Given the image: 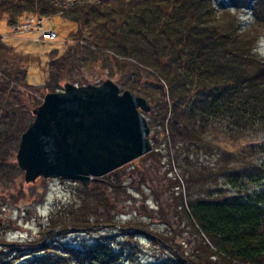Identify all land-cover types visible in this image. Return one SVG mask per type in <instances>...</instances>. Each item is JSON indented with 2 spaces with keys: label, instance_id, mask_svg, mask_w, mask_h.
Masks as SVG:
<instances>
[{
  "label": "trees",
  "instance_id": "1",
  "mask_svg": "<svg viewBox=\"0 0 264 264\" xmlns=\"http://www.w3.org/2000/svg\"><path fill=\"white\" fill-rule=\"evenodd\" d=\"M221 3L218 11L214 0H73L61 4L56 0H0V23L14 25L28 14H36L60 15L76 25L68 32L76 41L48 53L47 76L40 86L27 82V60L35 57L18 53L0 35V95L8 107L0 115L6 123L0 125V168L10 163L2 152L12 158L16 154L20 135L34 117L33 109L42 102L37 96L41 89L62 88V79L79 65L99 61L107 66L112 56L120 73L134 74L141 68L167 82L171 104L165 90L162 100L151 94L158 109L146 113L156 121L151 122L150 137L158 143V126L165 131L166 122L169 140L186 151L185 161L195 151L213 149L209 132L233 138L264 135V56L255 49L264 32V0ZM241 8L249 9L251 15L245 26L237 15ZM82 28L86 29L84 38ZM79 80L85 83L83 78ZM118 81L123 88L150 97L151 91L131 77ZM263 144L249 143L238 151L216 150L213 164L217 168L208 174L226 176L232 192L196 195L182 205L208 252L210 262L205 260V264H264V186L249 188L264 180V160H254ZM94 182L99 185L101 180L95 178L84 187ZM81 250L69 258L35 256L29 264H72V258L85 264L82 257L89 260L86 264H98V254L109 253L102 243ZM193 256L186 263L199 264L202 257Z\"/></svg>",
  "mask_w": 264,
  "mask_h": 264
},
{
  "label": "rangeland",
  "instance_id": "2",
  "mask_svg": "<svg viewBox=\"0 0 264 264\" xmlns=\"http://www.w3.org/2000/svg\"><path fill=\"white\" fill-rule=\"evenodd\" d=\"M214 3L220 11L223 6L221 0H214ZM237 15L242 26L251 21L249 9L241 8ZM40 22L46 34L44 29L37 30ZM17 23L18 27H15L2 21L1 38L13 44L17 52L25 57H35L30 62L27 60V82L40 86L47 76L48 53L52 49L61 51L65 43L76 41V37L68 34L73 27L76 29V25L60 15L36 14H28ZM49 30L55 31L56 35L49 36ZM82 31L81 38H84L86 29L82 28ZM255 49L264 56V32ZM108 62L107 66L99 61L79 65L70 77L62 79L61 86L66 81L81 84L80 78L85 83H100L111 78L120 84L118 78L126 79L129 76L133 82L151 91L150 97H147L151 108L144 113L145 116L158 109L157 101L152 100L151 94L162 100L161 94L165 90L166 100L171 104L169 86L162 77L141 68L134 74L120 73L114 65V56ZM48 91L42 88L37 94L41 101ZM5 103L0 95L2 117L8 108ZM167 111L169 116L171 110ZM147 119L151 134V122L156 121L150 117ZM0 125L5 126L6 123L0 120ZM160 127L158 143L149 136L153 146L151 150H155L151 156L137 157L123 164L114 172H108L110 175L107 178L104 175L98 178L101 180L99 185L94 182L88 188L79 180L60 177L38 176L34 181L27 182L24 171L17 165L16 154L12 158L11 154L2 152L6 158L9 157L10 163L0 168V264H29L33 257L44 255L54 258L60 254L69 258L70 255H79L82 248L99 243L107 246L109 253H99L98 264H188L187 257L191 255H196L193 256L196 259L202 257L198 259L199 264H205V260L210 262L208 252L184 214L182 205L196 195L232 192L226 176L208 174L210 169L214 171L217 168L213 164L214 152L238 151L249 146V143L263 144L264 135L259 133L251 137L233 138L223 132H209L207 135L213 142V149L210 152L204 149L198 153L195 151L185 161L183 153L186 151H181L169 140L167 123L164 124L165 131H161ZM176 153L178 158H175ZM254 160H264V149L256 153ZM187 175L191 177L188 179ZM105 180L110 185L104 184ZM263 186L264 180L250 184L249 188ZM75 222L83 224L77 225ZM73 259L72 264L80 263L73 262ZM81 259V263L89 261L83 257Z\"/></svg>",
  "mask_w": 264,
  "mask_h": 264
},
{
  "label": "water",
  "instance_id": "3",
  "mask_svg": "<svg viewBox=\"0 0 264 264\" xmlns=\"http://www.w3.org/2000/svg\"><path fill=\"white\" fill-rule=\"evenodd\" d=\"M148 99L111 78L66 81L45 93L20 135L17 165L27 182L38 176L87 185L152 149Z\"/></svg>",
  "mask_w": 264,
  "mask_h": 264
},
{
  "label": "built area",
  "instance_id": "4",
  "mask_svg": "<svg viewBox=\"0 0 264 264\" xmlns=\"http://www.w3.org/2000/svg\"><path fill=\"white\" fill-rule=\"evenodd\" d=\"M56 1L59 2V3L61 4V3L71 2V1H73V0H67V1H64V0H56ZM31 25H32V23L30 24V26H31ZM13 26L18 27V23L14 24ZM22 26H24V25H22ZM37 26H38V28H37L38 31L41 30V29H44V28H42L41 22L38 23ZM43 31H44L45 34L47 33V32H45V29H44ZM48 35H49V36H55V35H56V32L53 31V30H49V31H48ZM49 36H48V37H49Z\"/></svg>",
  "mask_w": 264,
  "mask_h": 264
},
{
  "label": "bare ground",
  "instance_id": "5",
  "mask_svg": "<svg viewBox=\"0 0 264 264\" xmlns=\"http://www.w3.org/2000/svg\"><path fill=\"white\" fill-rule=\"evenodd\" d=\"M26 127H27V126H26ZM24 130H25V129H24ZM24 130H23V131H24ZM23 131H22V132H23ZM93 179H95V178H92V179L89 181V183H90Z\"/></svg>",
  "mask_w": 264,
  "mask_h": 264
}]
</instances>
